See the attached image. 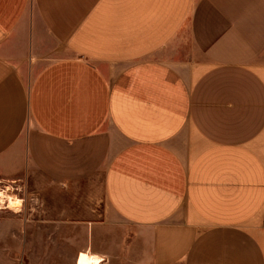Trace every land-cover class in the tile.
I'll return each mask as SVG.
<instances>
[{
  "label": "crops",
  "instance_id": "1",
  "mask_svg": "<svg viewBox=\"0 0 264 264\" xmlns=\"http://www.w3.org/2000/svg\"><path fill=\"white\" fill-rule=\"evenodd\" d=\"M0 181V264H264V0H0Z\"/></svg>",
  "mask_w": 264,
  "mask_h": 264
},
{
  "label": "clouds",
  "instance_id": "2",
  "mask_svg": "<svg viewBox=\"0 0 264 264\" xmlns=\"http://www.w3.org/2000/svg\"><path fill=\"white\" fill-rule=\"evenodd\" d=\"M0 183H2V181H0ZM11 190V185L5 187L4 189H0V209L5 207V200H7V207L13 212L19 213L22 211L24 200L17 196H6L5 193ZM105 259L106 257L102 255L92 254L89 256L82 253L79 256L78 264H101V262Z\"/></svg>",
  "mask_w": 264,
  "mask_h": 264
},
{
  "label": "rangeland",
  "instance_id": "3",
  "mask_svg": "<svg viewBox=\"0 0 264 264\" xmlns=\"http://www.w3.org/2000/svg\"><path fill=\"white\" fill-rule=\"evenodd\" d=\"M11 189H12L11 191L6 192L5 194H7L9 196H17V197H19L21 195L26 196V194L30 193V191H28L27 188H18V187L12 186ZM17 193L20 194V195H17ZM40 224H41V229H47V223H40ZM82 253L86 254V252H83V251L79 252L78 255H77V258H76V264H78L79 256ZM123 262H125V261L120 260V264H125Z\"/></svg>",
  "mask_w": 264,
  "mask_h": 264
},
{
  "label": "bare ground",
  "instance_id": "4",
  "mask_svg": "<svg viewBox=\"0 0 264 264\" xmlns=\"http://www.w3.org/2000/svg\"><path fill=\"white\" fill-rule=\"evenodd\" d=\"M85 255H89V256H90V255H92V254H90V253L86 252V254H85Z\"/></svg>",
  "mask_w": 264,
  "mask_h": 264
}]
</instances>
